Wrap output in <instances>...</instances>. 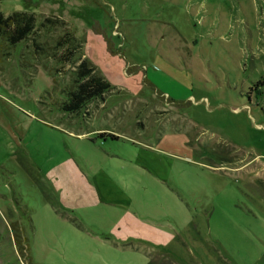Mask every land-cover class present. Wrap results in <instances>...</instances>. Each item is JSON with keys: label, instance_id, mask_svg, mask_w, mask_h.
Segmentation results:
<instances>
[{"label": "rangeland", "instance_id": "rangeland-1", "mask_svg": "<svg viewBox=\"0 0 264 264\" xmlns=\"http://www.w3.org/2000/svg\"><path fill=\"white\" fill-rule=\"evenodd\" d=\"M0 6L37 17L0 39V264L18 224L33 264H264V0ZM82 59L111 88L66 112Z\"/></svg>", "mask_w": 264, "mask_h": 264}, {"label": "trees", "instance_id": "trees-1", "mask_svg": "<svg viewBox=\"0 0 264 264\" xmlns=\"http://www.w3.org/2000/svg\"><path fill=\"white\" fill-rule=\"evenodd\" d=\"M46 22L56 23L57 20L46 18L44 22H42V26H45ZM36 30L37 17L35 13L27 10H19L5 15L0 6V39H4L11 46H16L18 43L31 38ZM69 35L71 36L70 33H65L58 43L61 45L64 41L69 42V39H65L64 37ZM39 46L40 45L36 43V47L39 48ZM71 53L72 49H68L62 59L68 61ZM261 84H264V82H257V85ZM110 88L111 83L96 73L94 65L88 59H82L76 68L75 84L67 91L66 99L60 104V108L66 112H79L92 100L103 99L104 94L110 90ZM17 228L21 231V234L18 233ZM23 228L24 226L22 225L19 227V224L17 227L14 226L13 228V230L17 232L16 243L20 248L22 258H28L29 264H33L30 239H21V237L24 236Z\"/></svg>", "mask_w": 264, "mask_h": 264}, {"label": "crops", "instance_id": "crops-1", "mask_svg": "<svg viewBox=\"0 0 264 264\" xmlns=\"http://www.w3.org/2000/svg\"><path fill=\"white\" fill-rule=\"evenodd\" d=\"M10 169H12V168H10ZM7 170H8V169H7ZM8 171H9V170H8ZM9 172H10V171H9ZM11 172H12V171H11ZM0 200H2V201H3L4 199H3V198H2V199L0 198Z\"/></svg>", "mask_w": 264, "mask_h": 264}]
</instances>
